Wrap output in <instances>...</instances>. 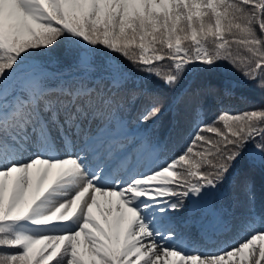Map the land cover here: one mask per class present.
<instances>
[{
  "label": "snow or ice",
  "instance_id": "1",
  "mask_svg": "<svg viewBox=\"0 0 264 264\" xmlns=\"http://www.w3.org/2000/svg\"><path fill=\"white\" fill-rule=\"evenodd\" d=\"M237 35L243 64L226 38ZM66 39L77 46L51 56ZM165 48L168 70L155 64ZM217 61H230L264 93V0H0V264H230L237 254L264 264V228L188 254L176 222L191 217L169 215L192 199L195 223L228 228L221 182L242 160L264 167V104L220 115L225 134L200 119V98L219 103L236 84H208L175 100L195 121L180 149L169 151L155 125L145 127L165 109L153 77L175 88L187 66ZM205 132L222 137L211 158L209 149L194 151L210 143ZM244 187L254 204L252 185ZM21 223L42 231L19 230Z\"/></svg>",
  "mask_w": 264,
  "mask_h": 264
},
{
  "label": "trees",
  "instance_id": "2",
  "mask_svg": "<svg viewBox=\"0 0 264 264\" xmlns=\"http://www.w3.org/2000/svg\"><path fill=\"white\" fill-rule=\"evenodd\" d=\"M231 2H236V0H231ZM242 7L245 9L250 8L249 5H242ZM226 38L231 42L230 53L237 60V63H246L245 57L247 49L235 42L240 39V36H226ZM136 44H139L138 40ZM184 45L191 46V42L188 40L182 41V46ZM76 46L75 39H66L59 47L53 50L51 56H63L67 50L75 48ZM206 47L209 50L214 48L211 38L206 42ZM167 52L168 50L165 48L164 52L159 53L166 57L165 60L155 62L156 66L162 67V70L174 68V64L167 55ZM137 54H139L138 48ZM145 55L151 56L152 52L149 50ZM221 55H224L223 51ZM40 59L43 62L47 61V57H41ZM225 82L236 84L234 94L229 97H223L221 95L219 103L215 95H202L200 99L203 102V107L200 112V119L205 122L215 120V123L210 126L218 128L221 132L227 134L224 121L219 120L220 115H226L228 117L243 115L244 112L250 111L254 106L264 104V93L256 89L252 82L244 79L242 74L233 67L230 61H217L214 66L193 63L186 67L180 82L175 88H169L162 81L156 80L153 77L150 83L164 96L165 109L156 121L145 125V127L152 128L154 124L153 135H157L161 139L167 138L169 151L180 149L185 139L193 132L195 121L192 108L186 103L176 104V98L183 95L185 89L194 91L196 88L208 84L220 87ZM200 126L205 128L209 125L201 124ZM204 135L208 137L210 143L197 146L194 151L204 152L205 149H209L210 151L207 155L211 158V152L214 151L212 149V142L221 140L222 137L208 132H205ZM152 154L162 158L160 153ZM202 168L208 169L209 166L202 164ZM245 181L253 187V194L255 196L254 204L248 199L244 187ZM221 185L220 200L218 203H222L228 210L226 219L229 226L227 229L221 230L218 226L208 221L199 224L195 223L194 221L198 219L200 213H188L193 203L192 199L185 200L186 207L181 209L180 213H169V215L181 219H189L191 217L192 222L186 225H180L178 221L176 222L179 233L177 243L181 244V247L188 254H197L196 250L201 252H214L221 247L236 245L244 241L258 229L264 228V167L250 168L246 163V159L242 160L230 169V175L226 176V179L221 182ZM253 208L255 210L254 212L252 211ZM97 212L99 213L98 210ZM98 213H95V216L98 217ZM252 259V257L248 256L246 261L250 264ZM230 264H234V262ZM242 264H245V261Z\"/></svg>",
  "mask_w": 264,
  "mask_h": 264
},
{
  "label": "rangeland",
  "instance_id": "3",
  "mask_svg": "<svg viewBox=\"0 0 264 264\" xmlns=\"http://www.w3.org/2000/svg\"><path fill=\"white\" fill-rule=\"evenodd\" d=\"M60 151H63V148H61ZM145 157H146V159H151V157H149V155H147L146 153H145ZM122 171H126V169H124ZM96 212L97 211H93L94 215H95ZM100 214H101V212L98 213V217H100ZM16 227L19 230H23V231H31V232H37V233L42 231V230L34 229V228L30 229L24 223H21V224L17 225ZM70 227H71V225H70ZM256 244L258 246L259 245V241H257ZM245 251L247 253V250H245ZM162 259H164L163 256H162ZM169 259H172V258L170 257ZM247 259H248V256L246 255L245 260H247ZM231 262H234V264H242V262H244V260H241L240 254H237L234 258H232Z\"/></svg>",
  "mask_w": 264,
  "mask_h": 264
}]
</instances>
